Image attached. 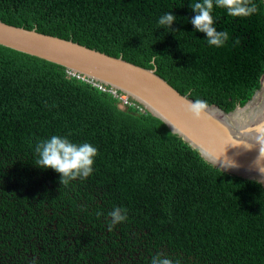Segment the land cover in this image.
<instances>
[{"label":"trees","instance_id":"trees-1","mask_svg":"<svg viewBox=\"0 0 264 264\" xmlns=\"http://www.w3.org/2000/svg\"><path fill=\"white\" fill-rule=\"evenodd\" d=\"M195 0H0V22L145 69L225 112L264 74V3L250 18L214 9L229 40L209 47ZM171 11L172 30L158 18ZM56 64L0 46V264H264V188L226 174L147 111L121 109ZM53 134L98 148L93 173L61 184L35 165ZM126 209L111 230L107 214Z\"/></svg>","mask_w":264,"mask_h":264},{"label":"water","instance_id":"water-1","mask_svg":"<svg viewBox=\"0 0 264 264\" xmlns=\"http://www.w3.org/2000/svg\"><path fill=\"white\" fill-rule=\"evenodd\" d=\"M0 46L56 64L84 78L119 90L141 104L163 122L214 168L264 188V74L260 89L244 106L231 112L210 105L200 119H194L181 95L156 69H145L78 43L0 22ZM261 149V150H260Z\"/></svg>","mask_w":264,"mask_h":264},{"label":"clouds","instance_id":"clouds-1","mask_svg":"<svg viewBox=\"0 0 264 264\" xmlns=\"http://www.w3.org/2000/svg\"><path fill=\"white\" fill-rule=\"evenodd\" d=\"M260 3H264V0H260ZM190 7L194 13L190 23L195 32L203 33L207 45L215 48H222L230 37L228 31L217 30L214 9H223L233 18H250L259 11L257 0H195ZM175 22L176 17L171 11L165 12L157 20L162 29L169 30H172ZM186 108L194 119H200L207 112L209 104L207 100L196 98L188 101ZM255 142L262 146L264 137L258 136ZM98 151L90 142L77 143L69 135L53 134L37 142L35 165L55 171L60 176L61 184L67 185L78 178L86 179L93 173ZM107 217L109 230L128 219L123 207H113ZM150 264H181V261L167 254H156L151 257Z\"/></svg>","mask_w":264,"mask_h":264},{"label":"built area","instance_id":"built-area-1","mask_svg":"<svg viewBox=\"0 0 264 264\" xmlns=\"http://www.w3.org/2000/svg\"><path fill=\"white\" fill-rule=\"evenodd\" d=\"M66 73L68 77L79 79L83 82L90 84L92 87L98 89L100 92L108 94L109 96H111L113 100L116 101V103L121 109L134 108L139 113L146 112V109L141 104L137 103L129 96H127L125 93L119 90L110 88L102 83L95 82L91 79L84 78L78 74L73 73L72 71H67Z\"/></svg>","mask_w":264,"mask_h":264}]
</instances>
